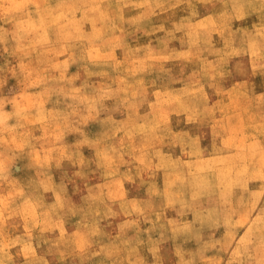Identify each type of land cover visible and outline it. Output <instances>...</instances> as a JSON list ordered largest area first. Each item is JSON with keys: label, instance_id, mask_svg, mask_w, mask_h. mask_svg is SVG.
I'll use <instances>...</instances> for the list:
<instances>
[{"label": "rangeland", "instance_id": "1", "mask_svg": "<svg viewBox=\"0 0 264 264\" xmlns=\"http://www.w3.org/2000/svg\"><path fill=\"white\" fill-rule=\"evenodd\" d=\"M0 264H264V0H0Z\"/></svg>", "mask_w": 264, "mask_h": 264}]
</instances>
